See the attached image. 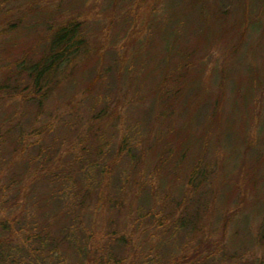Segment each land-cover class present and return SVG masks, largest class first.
<instances>
[{
    "label": "rangeland",
    "instance_id": "374dc122",
    "mask_svg": "<svg viewBox=\"0 0 264 264\" xmlns=\"http://www.w3.org/2000/svg\"><path fill=\"white\" fill-rule=\"evenodd\" d=\"M7 1L0 220L12 235L49 219L63 264H263L264 0ZM69 21L84 54L30 101L17 64Z\"/></svg>",
    "mask_w": 264,
    "mask_h": 264
},
{
    "label": "trees",
    "instance_id": "16d2710c",
    "mask_svg": "<svg viewBox=\"0 0 264 264\" xmlns=\"http://www.w3.org/2000/svg\"><path fill=\"white\" fill-rule=\"evenodd\" d=\"M2 1H0V31L3 30L2 34L6 36V28L9 29L10 25L16 20V18L7 15V11L2 7H5V4H7L8 1ZM57 26L58 27L54 29L52 27L49 31L50 37L48 46L43 57L41 56L40 59L28 66L24 64V61H19L17 64V75L21 76L22 74H27L28 76L29 83H26L22 90H28L27 96L30 97V101L38 98L40 102L41 97L45 94L49 95L48 90L57 85L56 83L58 81H56V78H58V76L64 72L66 67L72 63L73 56L84 52L82 45L83 40L78 32L79 25L77 23L69 21L63 25ZM121 148L123 151L122 156H126L131 162L140 159L139 155H134L131 152V145L129 142H122ZM202 176L203 175L196 171L190 175L187 182L188 194L185 192L183 199L188 195H191L192 197L193 193L197 195L198 198L196 200L191 199V201L187 197L185 202L196 203L199 200V195H201L200 187L202 185ZM7 187L9 188L10 186H5V189H7ZM196 213L198 216V212ZM46 220L47 221H44L43 223H47L48 225L46 224L43 228L40 227L39 229H36L38 225L35 223V219H30L27 225L32 227V230H30L31 234H29L33 236L32 238H27V233H22L21 231L16 232V235H12L11 224L0 220V235L3 234V236H0V262L3 264H26L27 262L28 264H31L32 262L37 264H63L65 257L61 262L56 248L59 244L56 240L50 239L48 231L51 225L49 219ZM182 220L183 219L177 220L175 226H184L185 222ZM165 221V217L161 215L157 220V224L162 226L165 224ZM68 231L69 229L67 228L65 236H67ZM15 250H18L19 253L22 252L25 254L23 256L20 254L17 256ZM30 257H33V260H27ZM46 260L48 261L44 263ZM103 262L104 264H109L108 259H103ZM116 262H118V260H116ZM161 262L171 264L169 258ZM200 262L201 261L197 260L192 264H200ZM131 264H148V261L146 260V257L141 256V259L136 258Z\"/></svg>",
    "mask_w": 264,
    "mask_h": 264
}]
</instances>
